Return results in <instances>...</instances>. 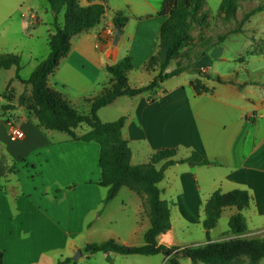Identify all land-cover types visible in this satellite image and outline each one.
Returning <instances> with one entry per match:
<instances>
[{
  "label": "crops",
  "instance_id": "crops-1",
  "mask_svg": "<svg viewBox=\"0 0 264 264\" xmlns=\"http://www.w3.org/2000/svg\"><path fill=\"white\" fill-rule=\"evenodd\" d=\"M162 2L107 0L110 14H105L93 30L71 38L70 52L48 78V87L70 105L85 104L90 110L86 100L99 96L110 86L112 76L106 65L126 58L132 64L127 74L129 85L132 88L149 85L157 72H146L144 66L158 51L163 23L158 13ZM79 4L89 5L86 0H79ZM117 12L127 22L113 46V41H101L99 34L105 26L116 28ZM223 45L199 59L197 71L209 79L198 77L190 81L191 95L185 94L183 86L176 88L174 94L169 93L164 88L168 82L165 80L150 92L117 98L97 113L102 123L125 117L122 137L131 150L132 166L148 163L154 153L163 149H176L177 160L198 152L216 164L193 168L176 164L165 170L158 186L161 200L172 204L171 213L181 230L202 224L203 208L214 192L226 194L235 190L246 191L251 197L249 208L242 212L247 226L245 212L257 217L261 222L258 226L264 227V63L259 67L235 66L236 56L242 51L228 57ZM251 57L264 59V56ZM172 65L175 63L166 73L173 70ZM137 73L149 77L142 80ZM215 77L231 83L218 84ZM196 81L208 92L197 94L192 86ZM206 82L212 83L211 86ZM14 83L19 82L11 85L14 96L30 92L26 86L17 92ZM3 93L0 94V250L4 264H49L55 262L56 252L68 256L79 249L83 257V248L93 244L94 237L128 247L143 246L150 221L139 196L130 190L126 194L121 188L101 211L107 189L98 185V144L42 130L23 107L1 97ZM7 106L11 108L4 110ZM120 107L122 113L111 117L112 111ZM106 111L111 114L106 115ZM10 126L23 132V138L13 140ZM236 213L235 209H226L222 215H227L229 222ZM118 214L128 216L129 222L117 219ZM170 221V230L157 239L160 245L184 248L207 243L206 239L201 243L180 241L172 216ZM118 224H124V228L115 230ZM107 225L112 228L104 232ZM247 228L249 232L251 226ZM213 230L210 242L220 241L223 237L212 238ZM249 233L250 237L259 231Z\"/></svg>",
  "mask_w": 264,
  "mask_h": 264
},
{
  "label": "trees",
  "instance_id": "trees-1",
  "mask_svg": "<svg viewBox=\"0 0 264 264\" xmlns=\"http://www.w3.org/2000/svg\"><path fill=\"white\" fill-rule=\"evenodd\" d=\"M49 6V12L54 17V33L48 35L49 54L47 58L37 64L28 80H22L21 59L15 55L0 56V70L15 69V77L10 80L6 91L1 95L8 102L15 101L23 107L38 126L47 132H55L67 135L70 139L82 142H94L99 146L100 187L106 188L107 193L102 201V208L113 200L121 188L134 192L143 200V205L148 211L150 228L143 236L144 245L141 247H128L108 240L101 244H87L83 251L86 254L102 253L109 257L110 254L118 256H143L152 257L162 255L166 258L165 264H179L180 258L188 259L191 264H242L243 259L247 264H258L264 260V238L249 237L247 222L242 212L249 208L251 197L246 191L235 190L226 194L220 191L214 192L203 208L204 219L202 228L207 243L190 245L184 248L166 247L160 245L158 237L166 234L171 228L172 204L161 200L159 184L164 179V172L168 167L176 164H185L189 167L215 166L201 153L193 152L185 159L176 160V149H163L154 153L148 163L132 166L131 150L128 143L122 137V129L125 117L110 123H102L98 118V111L120 97H136L152 91L161 83L170 78H175L189 71L191 62L199 60L204 53L223 44L230 34L219 35L215 42L200 38L197 47L200 51L190 54L183 52L192 42L191 33L194 30L202 31L206 25L204 5L205 0H163L158 16L163 20L159 34L157 53L151 57L144 66L146 72H157L154 80L145 87L132 88L127 79V74L132 70L129 59H124L113 65H106L105 69L111 74L110 86L98 97L86 100L90 104L87 115L80 114L59 93L48 87V78L58 68L62 59L70 52V40L73 36L88 32L96 28L106 14L107 0H86L88 6L82 7L79 0H45ZM241 0H223L217 15V19L224 25L236 21ZM64 12L63 26L57 24V17ZM264 13V0L250 13L244 14L238 22L236 30L231 34L241 33L242 27L251 17ZM127 22V18L121 12L115 15V25L121 28ZM100 36V34H99ZM101 41H103L101 39ZM253 55V54H252ZM254 55L264 56L263 52ZM187 60V61H186ZM187 62V63H186ZM175 68L166 73L171 64ZM186 63V64H185ZM201 78H207L205 74L198 72ZM14 81L30 88L29 93H22L18 97L8 89ZM218 84L231 83L215 77ZM197 94L207 93L208 89L200 84V81L192 83ZM11 106L4 107V110ZM81 125L89 128L82 136L76 134V129ZM158 165H161L157 168ZM226 209H235L229 222V231L226 237L217 242H210V232L216 228L222 213ZM71 258L58 264H69ZM0 264L3 262V252L0 250Z\"/></svg>",
  "mask_w": 264,
  "mask_h": 264
},
{
  "label": "rangeland",
  "instance_id": "rangeland-1",
  "mask_svg": "<svg viewBox=\"0 0 264 264\" xmlns=\"http://www.w3.org/2000/svg\"><path fill=\"white\" fill-rule=\"evenodd\" d=\"M222 1L223 0H205L204 9L207 13L205 28L202 31L194 30L191 33L192 42H190L187 48L183 49V52L185 53L188 50L190 54H194L195 52L200 51L201 48L197 47L200 38L209 39L215 42L219 35L230 33L223 42V48H225L226 56L231 57L235 53L242 51L240 56H236L237 61L234 62L235 66L242 67L246 66L247 64H253L254 67H259L264 63V59L251 56H253L256 52L264 51V13L251 17L250 20L243 25L241 33L231 34V32L236 30L237 24L242 19L243 15L250 13L259 4H262L263 0H241L239 10L236 15V21L227 25H224L217 19L218 11ZM31 14H34L36 19L30 20L29 16ZM106 14L109 15L110 12L106 10ZM63 21L64 12L58 15L57 24L62 27ZM37 22H39L38 26L36 25ZM53 23L54 17L50 14L49 6L45 0H0V56L15 55L20 57L22 66L20 77L22 80H28L37 64L47 58L49 54V48L47 44L48 34L54 33V28L52 27ZM260 34L262 35L260 36ZM247 43H250V46H247ZM188 58V60L191 62L189 71L182 73L178 77L168 79L167 83L165 82L164 88H167L169 93L174 94L176 88L183 86L185 87V94L187 96L192 94L188 84L190 81L198 79L199 76L197 69L200 67V63L199 60L194 61V58L191 55H189ZM172 67L174 69L175 65H172ZM212 75L213 73H211L210 76ZM136 76L143 78L142 80L149 77L147 74L141 73H137ZM13 77L14 68L7 71L0 70V94L6 91L7 84L10 82L9 79H13ZM206 83L209 87L212 84L208 82ZM13 87H15L17 92L24 90V85L20 83H14ZM8 89L13 91L11 86H8ZM171 90L172 92H170ZM182 93L184 92L182 91ZM1 104L2 103L0 102V106ZM87 104L89 103L87 102ZM73 107L78 113L83 115H87L90 111L85 106V104H78ZM116 110L117 111H112L113 115L111 117H118V115L122 113V107L119 109L116 108ZM105 114L110 115L111 113H107L106 111ZM102 119L105 118L102 117ZM106 119L111 120L114 118ZM88 130L89 128L87 126L81 125L78 129H76L75 132L78 137L82 136ZM175 159L177 160V156ZM123 192L128 194L127 192L129 191L128 189L123 188ZM173 212L171 213V216L174 219V228L180 241H184L186 243H201L205 241L206 237L202 228V224L198 225L195 223L191 225L189 229L181 230L177 227ZM245 214L248 217V226H251L250 231L254 233L255 231H259V233L253 234L250 237L264 238V227L258 226L261 225V222L257 221L258 218L254 215H248L247 212H245ZM118 215L119 217L117 219H124L125 223L127 221L129 222L128 216H121L120 214ZM107 228L111 229L112 226L107 225L104 228V232H107ZM121 228H124V224L122 226L118 224L114 229L119 230ZM228 231L229 227L227 215L223 214L218 221L216 228L213 230L212 238H224L226 237ZM102 239L104 238L94 237L93 241L95 242H93V244L103 243L101 242L103 241ZM54 256H57L55 262L49 264H58V261L62 258L63 259L61 261H64L67 257L72 259L74 254H68L67 256L66 253H64L60 256V254L56 252ZM163 258L165 257H162L161 255L152 257H123L114 254H110L108 257L102 253L91 255L85 254L84 252L83 257H81L78 261L71 262L69 264H165L166 260L163 263ZM144 261H146V263H144ZM179 264H191V262L186 258H180ZM242 264H247V261L243 259ZM258 264H264V260H261Z\"/></svg>",
  "mask_w": 264,
  "mask_h": 264
},
{
  "label": "built area",
  "instance_id": "built-area-1",
  "mask_svg": "<svg viewBox=\"0 0 264 264\" xmlns=\"http://www.w3.org/2000/svg\"><path fill=\"white\" fill-rule=\"evenodd\" d=\"M29 19L30 20H34L36 19L34 14H31L29 16ZM115 31H116V28L114 26H106L105 28H103V30L100 32V39H102L104 42L105 41H111L113 40L114 38V35H115ZM10 137L13 139V140H18V139H22L23 138V132L17 130L16 128H14L13 126H10Z\"/></svg>",
  "mask_w": 264,
  "mask_h": 264
},
{
  "label": "water",
  "instance_id": "water-1",
  "mask_svg": "<svg viewBox=\"0 0 264 264\" xmlns=\"http://www.w3.org/2000/svg\"><path fill=\"white\" fill-rule=\"evenodd\" d=\"M121 26L120 25H116V31H115V35H114V38H113V46L117 45L120 37H121ZM82 251L79 249L77 250L75 253H74V256L72 257V261L73 262H76L78 261L81 257H82Z\"/></svg>",
  "mask_w": 264,
  "mask_h": 264
}]
</instances>
